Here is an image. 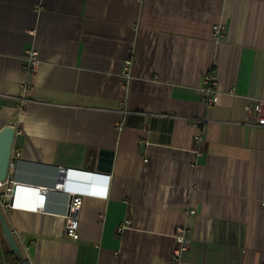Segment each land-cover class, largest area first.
Returning <instances> with one entry per match:
<instances>
[{
	"label": "crops",
	"instance_id": "obj_1",
	"mask_svg": "<svg viewBox=\"0 0 264 264\" xmlns=\"http://www.w3.org/2000/svg\"><path fill=\"white\" fill-rule=\"evenodd\" d=\"M210 72L219 99L206 108L197 90ZM253 99H264V0H0V129L13 128L19 154L7 178L37 190L3 215L28 264H174L177 228L191 241L177 264H264ZM99 150L114 153L110 174L90 168ZM69 193L81 197L77 239L64 234ZM6 249L0 228V264Z\"/></svg>",
	"mask_w": 264,
	"mask_h": 264
},
{
	"label": "built area",
	"instance_id": "obj_2",
	"mask_svg": "<svg viewBox=\"0 0 264 264\" xmlns=\"http://www.w3.org/2000/svg\"><path fill=\"white\" fill-rule=\"evenodd\" d=\"M224 32V27L221 24H214L211 27V36L217 41L219 37L222 36ZM26 63V68L30 72H35L39 61L37 59V53L34 51H30L26 54L24 58ZM132 66L133 59L132 57L125 59L122 62L120 73H119V86L121 88L127 89L133 76H132ZM199 95V99L202 104L206 108L215 107L218 105V83L214 73L210 72L204 75L201 85L197 90ZM247 108V115L250 117V124L254 126H264V99H253L249 101ZM195 128H199V124L193 125ZM200 135L197 134L193 137L194 141L198 143L200 141ZM13 153L11 152V158ZM15 158L19 156L18 153L13 155ZM10 158V160H11ZM17 160V159H16ZM65 172L64 170H58L55 177V187L54 188H64L65 190V180L64 179ZM12 186L13 182L6 178L5 181L0 182V210L2 213L11 210L14 208L13 205L10 204V200L12 197ZM45 190H42L38 193V195L33 199V207L32 210L37 212H44L45 209V198L40 200L38 197H45ZM70 200L67 207V213L62 217L63 225H64V234L72 239H77V226H78V213L81 207V197L79 195H73L69 193ZM261 207L264 209V202L261 203ZM191 214H194L191 211ZM127 223L118 228V231H122L126 228ZM178 233L176 236V247L172 252L171 260L174 264H177L184 253H186L191 245V241L187 237L186 231L181 228L175 229ZM20 249V247H19ZM24 261L22 263L28 264L27 259L25 258L26 248L20 249Z\"/></svg>",
	"mask_w": 264,
	"mask_h": 264
},
{
	"label": "water",
	"instance_id": "obj_3",
	"mask_svg": "<svg viewBox=\"0 0 264 264\" xmlns=\"http://www.w3.org/2000/svg\"><path fill=\"white\" fill-rule=\"evenodd\" d=\"M14 140V130L10 126L2 127L0 129V182L6 180L10 165L11 151ZM114 153L112 151L107 150H99V152L94 155L90 162V168H95L96 172L103 174H110L112 169ZM65 175V188L67 186V180L69 177V172L64 170ZM37 190L27 187V186H12V197L10 200V204L13 205L15 196H24L25 194H36ZM40 200H43L45 197L39 196ZM0 227L2 231V236L6 241V244L10 251L15 255L20 264L24 261L23 255L19 249V246L16 242L14 234L8 227L6 220L4 219V215L0 210Z\"/></svg>",
	"mask_w": 264,
	"mask_h": 264
},
{
	"label": "trees",
	"instance_id": "obj_4",
	"mask_svg": "<svg viewBox=\"0 0 264 264\" xmlns=\"http://www.w3.org/2000/svg\"><path fill=\"white\" fill-rule=\"evenodd\" d=\"M4 259H5V264H20L18 258L15 255H13V253L10 251L8 246L4 254Z\"/></svg>",
	"mask_w": 264,
	"mask_h": 264
}]
</instances>
